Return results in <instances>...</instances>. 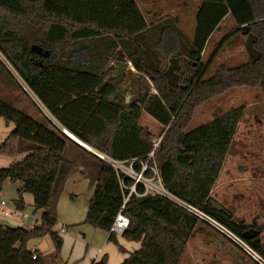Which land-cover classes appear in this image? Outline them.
<instances>
[{"label": "trees", "instance_id": "trees-1", "mask_svg": "<svg viewBox=\"0 0 264 264\" xmlns=\"http://www.w3.org/2000/svg\"><path fill=\"white\" fill-rule=\"evenodd\" d=\"M88 1L0 0V53L63 128L114 160L129 163L136 159L132 163L136 172L153 143V134L138 119L142 112L153 117L162 126L154 162L164 188L239 237L264 260V241L242 238L252 225L235 220L225 208L215 209L211 197L245 107L231 108L187 130L195 108L214 96L236 87L264 91V0H200L191 37L167 18L135 32L75 19L73 14ZM227 15L235 27L220 38L204 62L207 42ZM239 34L245 36L247 60L232 66L220 64L207 75L219 50ZM116 57L129 62L149 83L129 105L108 100L124 74L104 81L112 64L105 67ZM38 115L40 119L0 100V117L14 123L0 144V154H24L0 168V193L5 180L18 181L16 209H24L23 195L29 193L34 211H41L39 223L29 229L0 223V264H47L41 252L27 246L30 239L45 235L51 238L56 256L61 250L63 240L54 229L56 204L74 167L64 155L73 141L39 109ZM87 153L96 162L97 175L84 223L109 232L108 240L123 251L110 228L134 179ZM136 192L144 193L141 183H136ZM122 212L129 224L121 236L140 242V247L121 264H179L199 223L217 230L187 207L159 194L132 193ZM92 264H109L108 258L104 255Z\"/></svg>", "mask_w": 264, "mask_h": 264}, {"label": "rangeland", "instance_id": "rangeland-1", "mask_svg": "<svg viewBox=\"0 0 264 264\" xmlns=\"http://www.w3.org/2000/svg\"><path fill=\"white\" fill-rule=\"evenodd\" d=\"M185 3L186 8L184 7ZM199 4L200 0H89L80 10L86 7L84 9L86 12L82 11V13L85 15V19L87 17V21L94 19L97 24L107 27L124 28L123 25H125V29L128 31L133 30L130 32L149 27L151 24L161 21V19L167 18L177 22L176 20L179 18L181 23L178 27L191 37L194 28V16ZM68 7H73V5L69 4ZM84 18L80 15V19ZM234 27L235 23L232 16H225L220 22L219 28L215 30L207 42L206 51L202 56L204 62L212 54L220 38ZM244 39L245 36L239 34L227 41L211 63L207 75H211L220 64L232 66L245 62L247 56L243 46ZM118 52L122 55L120 48ZM111 62L114 69H116L119 63L123 61L118 60L116 57ZM147 84H149L148 81ZM125 85L126 82H123L120 92L123 96L128 97L126 102L132 104L136 102L138 95L133 96L130 94L129 96L130 86ZM0 100L7 101L24 111H32L39 116L38 109L40 110V108L38 105L41 107L40 102L22 82L1 53ZM239 105L245 107L244 117L239 123L230 150L220 170L216 181L217 188L212 193V199L227 211H230L235 220H243L245 225L260 228L259 239L264 241V91L260 88L236 87L214 96L195 108L187 130ZM140 123L153 134V140L160 138L159 133L162 126L155 119L143 113ZM13 129V122L7 125L6 120L0 117V144ZM64 155L76 164L74 167H78V170L72 169L74 174L83 172L91 184H94L97 169L92 156L73 144H67ZM23 157L24 154L15 157L0 154V168L8 167ZM79 166L82 167V171H79ZM127 166L128 163L126 162L121 164L123 169H126ZM74 174L71 176H74ZM71 180L63 186L56 204V209L59 204L56 212V226L60 231L62 228L70 229L71 227V229H74V225L87 224L84 223V220L87 212L89 183L82 178L75 182ZM16 187L17 184L8 179L4 181L2 187L4 199H1L13 208L15 207ZM27 204H25L23 211L30 217L26 221H18L29 229L34 225L32 214L40 213V211L35 212L33 204ZM199 215L207 219L217 230L199 223L187 242L179 264H259L249 254H254V251L244 241L227 230L222 229L224 230L222 232L219 225L212 219L201 213ZM67 224L69 226H66ZM86 227L91 230L95 229L93 231L97 232L103 231L89 224ZM67 235H64L65 242L62 250L64 256L72 249L74 256L83 257L85 246H82L78 241L72 246L74 236H70L66 240L65 236ZM76 238L79 239V237ZM99 242H101L100 238L91 240L88 250L90 252L93 249L97 250L100 246ZM109 242L117 249L119 248L112 241ZM36 244L41 252L46 250L45 253L53 247L51 238L48 235L30 239L27 243L30 248ZM236 245L241 247L243 251ZM57 257L64 263L61 260L64 259L61 251ZM255 257L257 256L255 255Z\"/></svg>", "mask_w": 264, "mask_h": 264}, {"label": "crops", "instance_id": "crops-1", "mask_svg": "<svg viewBox=\"0 0 264 264\" xmlns=\"http://www.w3.org/2000/svg\"><path fill=\"white\" fill-rule=\"evenodd\" d=\"M199 6H200V4L198 5V7ZM184 7L186 8V3L184 4ZM175 8H177V7H175ZM84 9H86V7H84L82 10H78L77 12H75L73 14L75 19H77L79 21L87 19V17H86V19L84 18L85 15H83V13H82V11L86 12V10L84 11ZM80 15H82L84 19H80ZM89 21H95V20L93 19V20H89ZM176 21H177L176 24L180 26L181 21L179 20V18H177ZM123 27L126 28L125 25H123ZM130 31H133V30H130ZM123 63H125V67L122 66ZM110 64H112L111 60L109 61V63L105 67V69L108 68L110 66ZM121 73H124V74H122V78L117 83L116 88H115V92L108 97V100L111 101V102H120L123 105H129V103L126 102L128 97H126L125 95L123 96V94H121V92H120V88L122 87V83L126 82L125 86H128V85L130 86L129 89L131 91L129 92V96H130V94L133 95V96H137L138 95L137 96V98H138L141 94H143L146 91V88L148 87V84H147V81H146L147 79L146 78L145 79L141 78V76L136 72L134 67L131 66V64L129 62H120L116 69H114V66L112 65V68L108 71V74L105 76L104 81H107L109 79L110 80L111 79H115ZM109 74H110V76H109ZM38 107L48 117V119L53 122L54 125L59 127L73 141V143H71V144L83 149L85 152L87 151V152H90L92 154H95V155L99 156L98 153H96L97 151L95 149L89 147L84 142L79 140L76 136H74L69 131H67L65 128H63L52 117V115L49 114L46 111V109L42 105H41V107L38 105ZM25 112L28 113L30 116H32L34 118L40 119L39 116L34 114L32 111H26L25 110ZM143 113H145V112L141 113V115H140V117L138 119V124L141 127L145 128L140 123V119H141V116H142ZM145 114H147V113H145ZM9 123L10 122H6L7 125ZM145 129H147V128H145ZM74 165H76V164H74ZM75 169L78 170V167L76 166V167L73 168V170H75ZM82 170H83L82 167L79 166V171H82ZM72 174H74L73 171L67 177V179H66V181L64 183V186L71 179H72L71 180L72 182H75L78 179L80 180L81 178L84 179L85 181L87 180L88 183H89V186H88V189H89V191H88V200H87V204H86V208H87L89 200H90V197L92 195L93 185L94 184L93 183L91 184L90 180H88L86 178V176H85V174L83 172L81 174H76L75 173L74 176H71ZM15 184H17L16 189L21 185V183L18 182V181H16ZM90 184H91V186H90ZM216 184H215V186L212 189L211 197H212L213 191L217 188ZM1 198H3L2 191L0 193V199ZM23 198H24L25 204H27V203H30V204H27V205L33 204V198L31 196V194L25 193L23 195ZM58 206H59V204H58ZM58 206H57L56 212L58 210ZM7 207L10 208V209L17 210L16 207H14V208L11 207V206L9 207L8 203H7ZM17 211H19L22 214L20 217H14V216L3 217V219H2L3 221H1L0 223L4 224V225H8V226H13V227H15V226L24 227L21 222H23L24 220L25 221L28 220V218L30 216L27 213H25L23 210H17ZM37 214H35V213L32 214V217H33V220H34V224H38L39 223L40 217H41V211H40V213H37ZM56 216H57V214H56ZM18 220H20L21 222H19ZM66 226H69V225L67 224ZM74 226H75L74 229H71V227H70V229L69 228L68 229L67 228H62L61 231L57 228L56 225H55V228H54L58 232V234L62 237V240H63L60 251L62 252L63 257H64V259H61V260L64 261V263L62 261H60V259L56 256V252L54 250V247H51L50 250H47L48 252H46V253H45L46 250L44 252H41L37 244L34 245L31 249H35V250H38L39 252H41L42 256H43V258H44V260H45V262L47 264H65V263L66 264H92L93 262L98 261L104 255L107 256L109 264H121V262L128 256V254L130 252H133L134 250H136V249H138L140 247V242L127 241L122 236H116L118 243L123 248V251H120L119 248L117 249L116 247H114L113 244H111L109 242V240H108L109 232L104 231V230L100 231V232L93 231L95 229L91 230V229L86 227L87 224L85 225L83 223L81 224V226H76V225H74ZM66 234H68L67 236H65L66 240L70 236H74L72 238L73 239L72 246L75 244L76 241L81 243L82 246H85L84 256L83 257L79 258V256H74L72 254V249H70L67 252L66 256H64V253H63L62 250H63L64 242H65L64 235H66ZM76 237H79V239H77ZM99 238L101 239V242H99V244H100L99 248L97 250L93 249V251L90 252L88 250V247L91 245V240H97Z\"/></svg>", "mask_w": 264, "mask_h": 264}, {"label": "built area", "instance_id": "built-area-1", "mask_svg": "<svg viewBox=\"0 0 264 264\" xmlns=\"http://www.w3.org/2000/svg\"><path fill=\"white\" fill-rule=\"evenodd\" d=\"M159 142H160V138H157V139L153 140L152 148H151V150L149 151V153L147 155V160L145 162H141V170L139 172L134 171V169L132 167V163L136 159L130 160L129 163H128V166L126 167V169H123L121 167V164L124 163V162L114 160V159H112L111 157H109V156H107L105 154H102L100 152H96V153H98V155L100 154L99 155L100 158L104 159L105 161H107L108 163L113 165L116 169L121 170L127 176L132 177L134 179V183L132 185H130L129 187L124 186V187L128 188L129 193L125 197L120 210L115 215L114 221H113L112 226L110 228V231L113 232L116 236L117 235H122V233L124 232V230L127 228L128 224H129V219L122 212V210H123V207L126 204L128 198L130 197V194H132V193L136 194L138 196H142V195H145V194H159V195H163V196H166V197L174 200L175 202L179 203L180 205L187 207L191 211H193L195 213L197 212L196 210L188 207L186 204H184L181 201H179L176 198H174L164 188V186H163V184L161 182V178H160V174H159L158 168H157V166H156V164L154 162L155 152H156V149L158 147ZM149 161H151L152 163L150 164ZM145 171H150V174L149 175H145L144 174ZM136 183H141L144 186V193L138 194L136 192ZM21 215L22 214L19 211L15 210V209L8 208L7 207V202L5 200H3V199H0V221L3 219V217H9V216L20 217ZM197 215H199V214H197ZM201 218L204 219V217H201ZM204 220L208 221L207 219H204ZM253 253L257 257H255L254 254L249 253L252 256V258H254L255 261H258L259 264H264V260L260 256H258L255 252H253ZM33 257H35V256H33Z\"/></svg>", "mask_w": 264, "mask_h": 264}, {"label": "flooded vegetation", "instance_id": "flooded-vegetation-1", "mask_svg": "<svg viewBox=\"0 0 264 264\" xmlns=\"http://www.w3.org/2000/svg\"><path fill=\"white\" fill-rule=\"evenodd\" d=\"M255 231H260V232L259 233H255ZM260 234H261V229L258 228V227H253V225H252V227L250 226L249 228L245 229L242 232V238L243 239H248L252 243H256V242H258L260 240L259 239Z\"/></svg>", "mask_w": 264, "mask_h": 264}, {"label": "water", "instance_id": "water-1", "mask_svg": "<svg viewBox=\"0 0 264 264\" xmlns=\"http://www.w3.org/2000/svg\"><path fill=\"white\" fill-rule=\"evenodd\" d=\"M123 67H125V63L122 64ZM8 122V121H6ZM213 207L215 209H217L218 211H221L223 210V207L219 204V203H216V202H213ZM220 230V229H219ZM222 231V230H221ZM223 232V231H222ZM260 231H255V233H259Z\"/></svg>", "mask_w": 264, "mask_h": 264}, {"label": "bare ground", "instance_id": "bare-ground-1", "mask_svg": "<svg viewBox=\"0 0 264 264\" xmlns=\"http://www.w3.org/2000/svg\"><path fill=\"white\" fill-rule=\"evenodd\" d=\"M197 213L200 214V212H197ZM217 225H219V224H217ZM219 227H220L221 230L224 229L226 231V229L224 227H222L221 225H219ZM224 230H222V231L224 232Z\"/></svg>", "mask_w": 264, "mask_h": 264}]
</instances>
